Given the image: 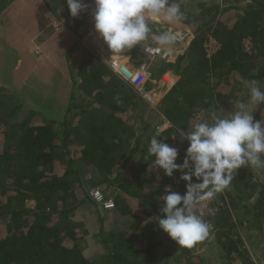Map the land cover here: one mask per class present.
I'll return each instance as SVG.
<instances>
[{
	"label": "trees",
	"instance_id": "trees-1",
	"mask_svg": "<svg viewBox=\"0 0 264 264\" xmlns=\"http://www.w3.org/2000/svg\"><path fill=\"white\" fill-rule=\"evenodd\" d=\"M11 2L0 0L1 17ZM82 2L86 5L83 22L87 24L86 15L94 7L92 0ZM196 8V13L184 14L182 25L187 29L150 25L152 34L179 33L174 44L181 46L174 56H154L143 65L144 90L167 71L179 78L162 98L161 125L169 126L159 136L156 129L152 135L136 136L133 120L123 106L135 110L140 99L119 81L108 62L92 51L81 61L77 76L94 101L84 105L74 103L77 80L70 72V93L63 105L54 110H66L68 115L63 119L54 115L52 109L31 104L24 97L19 102L11 94L3 97L8 90L1 86L0 264L157 263L160 244L155 241L159 232L156 220L162 218L163 185L173 182L171 190L182 192L185 182L179 180L182 173L174 172L171 178H166L167 182L157 183L164 174L152 167L154 157L147 155L150 140L155 136L177 148L180 133L204 121L205 114L218 110L219 102L225 104L230 100L226 105H232L233 97L237 99L234 102H240L234 86L236 75L245 82L254 80L259 86L264 85V0H247L242 5L221 0V3H200ZM228 18H232L231 24ZM78 29L82 42L89 27L81 25ZM210 39L217 43L218 49L208 56L206 45ZM245 41L250 44L249 51L245 49ZM136 49L137 46L132 53ZM104 92L112 101L105 102ZM20 111L26 115L16 123ZM253 112L256 119L264 120V105H258ZM181 158L179 153L176 163H181ZM136 159L131 183L119 184L121 171L115 172L117 165L122 162L124 166ZM257 169L264 177V168ZM193 181L197 182L195 178ZM232 186L226 193L216 195L210 202L213 215H204L203 219L211 224L221 243L226 241L229 250L238 253L239 236L232 234V243L229 238L233 217L226 199L234 190L237 199L243 202L238 217L245 218L248 225L253 219L251 225L256 223V229L262 230L264 181L242 166L236 170ZM95 187L106 196L113 193V188L118 189L113 194V210L105 211L94 203L89 192ZM31 202L32 209L27 207ZM78 209L95 212L98 226L92 235L82 220L73 218L72 213ZM151 222L155 229L150 232ZM88 238L100 246L99 256H86ZM172 243L182 257H192V248Z\"/></svg>",
	"mask_w": 264,
	"mask_h": 264
},
{
	"label": "rangeland",
	"instance_id": "rangeland-1",
	"mask_svg": "<svg viewBox=\"0 0 264 264\" xmlns=\"http://www.w3.org/2000/svg\"><path fill=\"white\" fill-rule=\"evenodd\" d=\"M228 2L242 5L246 4L247 0H228ZM178 3L181 6V11L186 15L196 13L197 4L221 3V0H178ZM75 20H77L76 25ZM227 20L229 24L232 23V18H228ZM81 21L82 16H80V13L75 18L70 16L66 0H12L4 16L1 17L0 15V88L3 86L4 89L8 90L7 93H3V97H9L10 94L14 95L17 98L16 102L23 100L24 97L31 104L52 109L54 115L61 116L60 119H63L68 115L66 110L64 112L62 110H54L63 105L64 99L67 100L66 95L70 93L72 87V79L69 75L71 72L77 80V86L74 90V103L76 105H84L88 101H94V97L91 94L88 95L85 93L86 90L81 83V78L77 76V71L79 70L81 61L87 56L89 51H92L101 59H103L104 54L101 52L100 54L96 53L95 44L83 45L77 41L79 39V29L76 27H78ZM148 22L149 24H157L162 29H187V27L182 25V21L168 23L163 20L159 22L153 21L149 18ZM160 34L161 32L156 35ZM154 35L152 34L150 36L149 34L148 39L137 46L136 52L129 58L128 63L122 64L129 65L137 73H141L143 70L141 63L142 56L148 58L154 52L163 58H168L171 56L168 51L172 50L175 52L179 48L177 44H175L176 46L172 44L174 47L172 45H159L156 39H154ZM76 42L77 44H75ZM78 44L79 46L75 47ZM149 45L153 46V49L149 50ZM244 45L245 49L249 51V42L245 41ZM154 50H157V52ZM125 52L128 53V51ZM124 55L127 56V54ZM105 60L109 61L108 64H110V60ZM142 61L143 63L145 62L144 59ZM168 72L171 73V76L168 75ZM178 79V76L172 71H167L147 90L148 92L155 91L148 98L139 96L136 91L132 88L130 89L128 86L140 99L138 104L136 103L135 110L130 109L129 106H123L126 115L133 120L136 136L141 133L152 135L154 129L162 134L168 128L169 125H161L164 120L162 116L163 105L161 102L163 96L175 85ZM234 80V86L237 89L236 93L241 100L240 102L246 103L250 110L253 111L256 106L252 105L249 100L248 85L250 83L243 81L237 75ZM119 81L123 82L121 79ZM259 87L262 91L264 90V85ZM92 94L94 95V93ZM102 94L105 95V102L112 101L111 96L107 95L108 93L104 92ZM231 100L232 105H226L230 100L225 102V104L219 102L218 105L220 108L205 114L203 117L204 120H209L210 122L213 113L221 116L224 113H230L236 110L234 108L237 107L238 102H234V100L237 99L233 97ZM49 113L53 114L51 112ZM25 115V112L20 111L14 122L19 123L23 121ZM253 117L254 120H258L254 115ZM185 131H182L177 137V149L182 154L181 162L185 156V150L188 147L187 140H183ZM137 162L136 159L124 166L122 162L117 165L115 172L121 171L119 184L130 182L132 172L137 168ZM244 167L257 179L264 181V177H262L257 167L248 165ZM166 178V176H163L157 183L167 182ZM153 179L155 181L157 180L155 177ZM181 182L175 181L177 184ZM172 184L173 182H168L163 185V195L167 194L165 189L169 186L171 187ZM230 188H233L232 183L222 193H226V190ZM117 190V188L112 189V191ZM185 190L183 189L182 192H178L183 194ZM243 192L245 194V191ZM110 195L113 196V193L110 192ZM162 196L160 197L161 207H163ZM230 200L234 201L233 205ZM226 202L231 217H233V229L231 228L229 231L231 243L232 234L237 233L240 238L238 253L230 251L226 241L222 240L221 243L211 227V234L205 240L197 242L192 247V259H186L181 256L180 251L173 245L174 243L172 242L174 241L159 229L157 223L159 232L155 237V241L160 245L157 250L158 261L153 264H264V223H262L263 229L259 230L256 229L258 224L254 223L251 225L253 219H250L251 224L248 225L245 218L238 217L237 212L243 202L237 199V193L234 190L230 193V197H227ZM27 207L32 209L34 203H28ZM208 215L212 216L213 213L211 212ZM72 216L75 220L83 221L84 228L88 229L90 235H92L98 226L95 212L91 209L90 211L88 209H78L72 213ZM148 225L150 232L155 229L152 222ZM87 242L86 256L89 258L99 256L101 249L96 244V241L93 238H88Z\"/></svg>",
	"mask_w": 264,
	"mask_h": 264
},
{
	"label": "clouds",
	"instance_id": "clouds-1",
	"mask_svg": "<svg viewBox=\"0 0 264 264\" xmlns=\"http://www.w3.org/2000/svg\"><path fill=\"white\" fill-rule=\"evenodd\" d=\"M94 30L112 53H123L148 39L151 27L148 19L178 23L185 19L179 3L169 0H93ZM69 14L77 17L86 5L82 0H66ZM179 33L163 32L155 37L161 46L174 44ZM252 105H264V91L251 81L248 85ZM253 111L244 102L236 110L221 116L212 114L209 120L196 122L183 140L188 147L181 163H176L179 150L155 138L150 140L147 155L154 157L152 167L171 178L182 173L185 192L165 189L159 229L184 248H192L209 235L211 224L203 219L204 207L233 181L242 166L264 168V120H254ZM160 133L157 132L156 136ZM147 158V157H146ZM197 182H192L193 179ZM214 210H209L211 213Z\"/></svg>",
	"mask_w": 264,
	"mask_h": 264
},
{
	"label": "built area",
	"instance_id": "built-area-1",
	"mask_svg": "<svg viewBox=\"0 0 264 264\" xmlns=\"http://www.w3.org/2000/svg\"><path fill=\"white\" fill-rule=\"evenodd\" d=\"M174 45H172V47H174ZM149 47H150L148 48L149 50L153 48V46L151 45H149ZM177 47H179V50H180V46L177 45ZM217 49H218L217 43L214 40L210 39L208 44L206 45V53L208 54V56H210L215 51H217ZM168 52L171 55L170 57H172L177 51L175 50V52H173L171 50ZM109 65H110V69L112 70L113 74L117 78L121 79L124 82V84H126L127 86L132 88L134 91H136L139 96L141 95L143 98H148L149 96L152 95V93L154 94L155 91L148 92L147 90H144V88L142 87V82H143L142 72L137 73L131 67L126 66L125 64H122L115 60L111 61ZM165 125H168V123H165L163 126ZM89 194L91 198L93 199L94 203L100 206L103 210L110 211L115 208L114 196L112 195L106 196L105 194H103L100 188L98 187L92 188ZM210 209H211L210 202H208L207 206L204 207L203 209L205 212V215L210 214L209 213Z\"/></svg>",
	"mask_w": 264,
	"mask_h": 264
},
{
	"label": "crops",
	"instance_id": "crops-1",
	"mask_svg": "<svg viewBox=\"0 0 264 264\" xmlns=\"http://www.w3.org/2000/svg\"><path fill=\"white\" fill-rule=\"evenodd\" d=\"M92 4H93V7H95V5H94V2H93V0H92ZM94 11V10H93ZM92 14H93V12H91V13H88L87 15H86V17L89 19V21H88V23L86 24V23H84L83 22V19H84V13L81 11L80 12V16H82V21H81V23L80 24H78V27H76V28H79V26H81V25H87L88 27H89V32H88V34H87V36L85 37V40L84 41H82V42H80V40L78 39L77 41L78 42H80V44H83V45H92V44H95V48H96V53H99L100 54V52L101 53H103L104 54V56H106L105 57V59H108V60H110V61H113V60H115V61H118V62H120V63H128V61H129V58H131L132 57V55L135 53H132V51H133V48L132 49H130V50H127L128 51V53H126V52H124V53H112L108 48H107V46H106V44L103 42V40L98 36V34L95 32V30H94V21H93V16H92ZM76 21L77 20H75V25H76ZM149 23V22H148ZM149 25H151V26H159V25H155V24H149ZM91 27H92V29H91ZM158 33H160V32H158ZM161 34H162V32H161ZM152 35V34H151ZM150 35V36H151ZM157 35L155 34L154 35V39H155V37H156ZM180 48H181V46H180ZM153 49V48H152ZM155 49V48H154ZM179 50V48L178 49H176V51H178ZM155 52H157V50H154ZM124 54H127V56H125ZM104 56H103V59H104ZM129 56V57H128ZM154 56H159V55H157V53H154L153 52V54H151V56H149L148 58L147 57H143L142 56V59H144V63H143V61L141 60V62L143 63L142 65H144L145 63H149L152 59H153V57ZM98 57V56H97ZM102 57V56H101ZM127 58V59H126ZM107 62H109V61H107ZM129 66V65H128ZM130 67V66H129ZM134 68V67H133ZM168 75L169 76H171V73L170 72H168ZM114 192H116V191H113V194H114Z\"/></svg>",
	"mask_w": 264,
	"mask_h": 264
}]
</instances>
